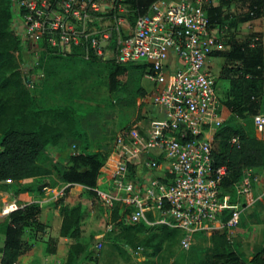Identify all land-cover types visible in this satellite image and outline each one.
<instances>
[{"label":"built area","instance_id":"2783aa9c","mask_svg":"<svg viewBox=\"0 0 264 264\" xmlns=\"http://www.w3.org/2000/svg\"><path fill=\"white\" fill-rule=\"evenodd\" d=\"M14 1L16 32L24 50L38 55L37 47L46 41L57 53L79 52L87 60L148 63L154 104L163 117L148 129L133 124L117 132L116 142L124 154L114 150L106 160L101 177L110 182L108 188L100 187L101 177L95 187L60 181L44 186L41 195L25 192L30 196L26 200L21 198L24 193L17 194L11 187L14 180H0V219L32 202L41 207L54 202L61 207L74 189H87L104 209L120 208L118 221L135 224L144 220L179 230L184 249L192 247L197 233L218 228H226L232 240L243 210L257 200L251 195L260 178L254 168L246 169L235 185L237 201L233 204L231 195L222 192L228 167L216 165L213 139L223 125V115L209 59L224 42L211 25L210 0H155L138 15L128 0ZM107 17L113 18V25L106 26ZM131 17L134 24L127 25ZM255 40L259 37L250 46L256 45ZM36 82L29 80L31 85ZM254 125L256 136L264 140V113L255 115ZM231 143L239 145L240 137L233 136ZM241 197L250 200L242 203ZM226 208L232 211L223 223L218 214ZM149 213L158 219L151 221ZM113 225L111 221L110 230Z\"/></svg>","mask_w":264,"mask_h":264},{"label":"trees","instance_id":"16d2710c","mask_svg":"<svg viewBox=\"0 0 264 264\" xmlns=\"http://www.w3.org/2000/svg\"><path fill=\"white\" fill-rule=\"evenodd\" d=\"M153 1L155 0H128L137 15L145 13ZM229 1L231 0H221L220 4L214 5L210 0L209 15L212 27L222 24L223 4ZM13 3L16 4L14 0H0V180L6 178L14 180L11 187L17 194L28 192L31 195H41L44 186L53 185L44 181L45 176L55 172L61 181L95 187L104 173L108 157L91 150L90 139L77 127L70 107L44 108L26 87L19 60L21 40L11 26L14 18ZM237 3L248 8L247 11H243L240 20L264 17V0H237ZM250 11H255V14H250ZM233 40L229 41L228 49L214 53L216 56H223L226 60L219 75L221 79L229 80L225 103L242 116L247 114L255 116L261 113L264 98V47L261 44L252 47L250 40ZM40 44L43 49L41 53L54 52L46 41ZM76 54L80 55L79 52ZM113 65L116 68L108 76L110 91L117 90L120 78L130 67L138 70L142 75L151 71L148 63L127 65L113 63ZM44 76L45 74L42 77ZM43 113L56 114L66 119L70 134L81 145L78 148L76 145V152L69 155L68 164L64 166L54 164L46 155V149L50 145L62 143L64 136L68 139L69 137L65 131L55 127L51 129L43 124L41 120ZM233 136L240 137L239 145L231 143ZM214 140L218 141V147L214 149L216 165L228 167V175L222 181V192L224 193L225 189L231 191L233 204L237 201L235 185L242 180L244 171L248 168H264V140L256 136L253 123L249 131L232 124L222 125L216 131ZM130 168L134 166L131 165ZM21 179L24 180L23 183L20 182ZM90 192L95 194L93 191ZM262 202L264 205V196ZM41 209L38 202L26 204L2 223L0 232L5 234V241L1 249L0 264H18L27 249L25 231L31 223L38 220ZM231 211V208H226L218 214L221 222H227ZM61 212L63 214L61 235L76 240L70 246L66 264H76L88 248L82 227L85 216L82 202L67 203L62 206ZM113 213V220L118 225L128 224L124 220L118 221L120 216L118 206L114 208ZM149 218L151 220L153 218L151 213ZM152 226L161 230V233L153 231L146 240L147 245L156 242L152 254H158L167 239L180 236L179 230L167 225ZM152 226L144 220L128 226L123 225L121 237L135 245L137 235L153 230ZM198 234L200 233L196 236ZM180 238L181 236L179 242ZM209 239L212 243V255H210V263L209 260L205 263L264 264V242L254 248L250 258H246L236 249L233 240L228 238L226 228L214 229ZM149 264H155L154 260Z\"/></svg>","mask_w":264,"mask_h":264},{"label":"rangeland","instance_id":"374dc122","mask_svg":"<svg viewBox=\"0 0 264 264\" xmlns=\"http://www.w3.org/2000/svg\"><path fill=\"white\" fill-rule=\"evenodd\" d=\"M15 5L13 3L14 18L11 26L16 32L18 23L16 22L17 7ZM113 24V18L107 17L106 26ZM129 24H134L133 17L127 23ZM129 28L130 26L126 29ZM248 34H245L246 38L243 39L251 42L253 38H250ZM260 36L262 37V34ZM255 41L256 45H259L264 42V38ZM37 48L39 49L38 55H35L33 50L24 49H20V55H18L24 83L35 95L40 105L44 108L70 107L73 110L77 127L88 135L92 151L107 155V157L114 150L124 154V149L116 142L117 132L124 126L154 117V82L148 78L147 74L142 75L138 70L130 67L128 72L120 78L117 90L110 91L108 76L116 68L112 58L87 60L76 53L60 54L55 51L41 53L43 49L40 46ZM224 50L223 47L218 51ZM39 57L40 63L38 64ZM222 66L221 62L216 61L214 67L222 68ZM40 73H44L45 76H40ZM219 75L215 74L216 89L222 101L223 125L232 124L249 131L252 123L254 126L255 116L250 114L242 116L227 106L225 101L229 80L221 79ZM31 78L37 80L33 85L29 84ZM41 120L51 129L55 127L65 131L69 137L68 139L64 136L62 143L50 145L46 149V155L54 164L62 166L68 164L69 155L76 152L78 146L81 147L78 140L70 134L68 121L59 115L48 113H43ZM213 147L214 149L218 147V141L214 139ZM261 176L260 186L257 185L258 189L256 187L251 195L257 198L256 202L243 210L240 223L232 232L234 246L246 258H250L254 248L264 242V205L262 202L264 172ZM44 181L56 185L61 180L55 172L45 176ZM109 183L105 180L100 187L108 188ZM90 191L77 189L71 198L72 203L82 202L84 214L87 217L92 216L88 222L85 221L84 216L82 227L88 248L76 264H149L153 260L155 264H208L205 263L207 260L210 263L212 243L209 236L211 233L201 232L195 235L194 244L189 249H184L180 245V233V236L175 238L176 240L165 239L161 251L158 254H152L156 242L147 245L146 240L153 231L161 233V230L151 225L154 227L153 230L138 234L135 245L128 243L121 237V227L128 226V224L118 225L114 222V210L104 209L95 194ZM223 194H229L233 198L231 191L227 189ZM245 200H250V198L241 197L242 203ZM62 206L50 202L42 207L38 220L31 223L25 231L24 239L27 249L20 257L18 264H66L70 246L76 240L61 235ZM156 219L158 217L153 216L151 221H156ZM6 220L7 218L0 219V226ZM111 221L114 222L112 230L109 229ZM4 241L5 234L0 232V257Z\"/></svg>","mask_w":264,"mask_h":264},{"label":"crops","instance_id":"0c3cea01","mask_svg":"<svg viewBox=\"0 0 264 264\" xmlns=\"http://www.w3.org/2000/svg\"><path fill=\"white\" fill-rule=\"evenodd\" d=\"M214 1V2H213ZM221 0H212V3L214 5H218L220 4ZM245 7H242V4L240 5L239 3H237V0H231L225 4H223V10H224V17L222 20V24H219L216 29L219 32L220 36L222 37L223 42H225L226 44L223 46L224 49H228L230 47V40L234 39V40H244L243 38L245 37V34L249 33L248 36L250 38H256L259 37L262 39V37L264 38V24L262 23V17H257V18H253V19H249L247 21H243L240 20L242 18L241 15H243V11ZM229 15V16H228ZM233 22V23H232ZM246 32V33H245ZM259 32V33H257ZM262 32V33H260ZM262 34V37L260 36ZM233 40V41H234ZM245 41V40H244ZM264 47V42L261 44ZM225 60V58L223 56H216L213 55L211 56V58L209 59V65H210V69L212 68V72L214 74H220L221 72V68H216L215 63L217 62H221V65H223V61ZM261 113H264V98H263V105H262V111ZM153 116L151 119H142L139 122H136L134 124L139 125L145 129H148L153 123H155L158 119L163 117V114L157 110L156 106H155V111L153 113ZM255 126V125H254ZM137 170L138 173L141 174L143 172L142 166L141 164L137 165ZM255 171L257 172V174L259 175V182L257 183L258 186H260L261 184V180H262V176L261 173L263 174L264 172V168H254ZM108 179H109V175H108ZM107 180V178H105V176L102 178H100L99 183L102 181ZM256 185V187H257ZM255 187V188H256ZM254 188V189H255ZM258 189V187H257ZM256 189V190H257ZM77 189H74L71 193H70V197L68 198L67 203H72L71 198L73 196V194L76 192ZM255 190V191H256ZM254 192V191H253ZM21 198L23 199H30V196L26 193L21 195ZM50 203V202H49ZM86 217V220L88 222V220H91L92 216Z\"/></svg>","mask_w":264,"mask_h":264}]
</instances>
